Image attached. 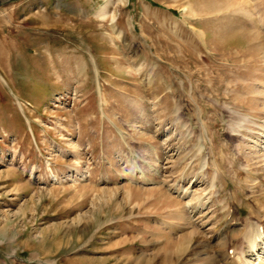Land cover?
Returning <instances> with one entry per match:
<instances>
[{
    "label": "rangeland",
    "instance_id": "rangeland-1",
    "mask_svg": "<svg viewBox=\"0 0 264 264\" xmlns=\"http://www.w3.org/2000/svg\"><path fill=\"white\" fill-rule=\"evenodd\" d=\"M0 264H264V0H0Z\"/></svg>",
    "mask_w": 264,
    "mask_h": 264
},
{
    "label": "bare ground",
    "instance_id": "bare-ground-1",
    "mask_svg": "<svg viewBox=\"0 0 264 264\" xmlns=\"http://www.w3.org/2000/svg\"><path fill=\"white\" fill-rule=\"evenodd\" d=\"M231 220V219H230ZM229 220V221H230ZM256 239H257V237L256 238H254L253 240H249V247H251V248H256V246H257V241H256ZM259 242V241H258ZM254 250V249H253Z\"/></svg>",
    "mask_w": 264,
    "mask_h": 264
}]
</instances>
